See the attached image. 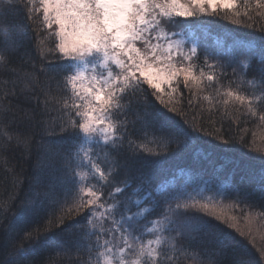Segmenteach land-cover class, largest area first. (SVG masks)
Returning <instances> with one entry per match:
<instances>
[{
    "label": "snow or ice",
    "instance_id": "snow-or-ice-1",
    "mask_svg": "<svg viewBox=\"0 0 264 264\" xmlns=\"http://www.w3.org/2000/svg\"><path fill=\"white\" fill-rule=\"evenodd\" d=\"M237 2L0 0V67L10 73L0 99V150L15 145L30 154L34 147L40 185L12 220L8 213L15 205L6 206L0 231L17 233L30 214L67 206L50 223L54 235L58 229L70 240L67 248L61 240L60 251L76 253L74 264H238L226 256L239 241L222 225L241 236L251 232L247 191L235 188L234 204L223 205L211 197L197 199L181 189L154 186L150 166L162 162V153L141 143L152 134L157 145L188 149L195 142L193 133L204 124L198 128L189 122L187 109L198 107L193 100L204 91L211 94L203 99L215 100L217 112L224 108L216 133L224 145L235 142L223 129L224 119L243 113L264 122V42L249 46L251 59L241 61L226 56L220 41L210 45L206 31L202 38L198 30L193 32L196 25L184 23L223 14L264 33L257 20L264 17V11H257L264 10V0H255V9L243 0V13ZM52 37L54 47L48 45ZM29 41H38L40 56L47 61L39 72L58 82L59 96L13 67V55ZM182 90L187 96L177 95ZM51 111L54 117L40 118ZM168 113L182 116L183 123ZM19 125H34L39 141L35 133L16 131ZM242 142L247 146V140ZM260 159L259 171L249 169L245 178L264 191V154ZM208 160L218 171L215 161ZM162 205V213L145 227L143 221ZM233 207L240 210L245 227L230 214ZM46 235L38 232L25 239L42 243ZM9 243L12 253L22 252L14 239ZM25 256L13 264H34Z\"/></svg>",
    "mask_w": 264,
    "mask_h": 264
},
{
    "label": "trees",
    "instance_id": "trees-1",
    "mask_svg": "<svg viewBox=\"0 0 264 264\" xmlns=\"http://www.w3.org/2000/svg\"><path fill=\"white\" fill-rule=\"evenodd\" d=\"M250 4L255 9V0H250ZM237 7L243 13V0H238ZM235 19L239 18L234 16L231 19L223 18V14H221L201 16L199 19L193 18L184 23L196 25L197 27L193 29V32L198 30V34L202 38H204L206 31L208 33L206 39L210 45L216 46V41H220L226 56L235 55L238 60H250L248 47L258 48L260 43L264 42V33L255 28L249 29L238 25L233 22ZM257 20L258 25L264 24V17H257ZM55 39L52 37L48 40L50 47L55 46ZM37 45L38 41L27 42L13 55L12 65L21 74H31L33 79H38L44 91L59 96L60 85L58 82L39 72L40 67L47 61L40 56ZM9 75L8 70L0 67V99L3 97L5 82ZM223 84L224 88L229 86L227 80ZM180 94L187 96L188 93L186 90H182L177 95ZM210 94L208 91L200 93L199 99L193 100L194 106L198 105V107L187 109L189 122L194 121L198 128L201 123L204 124L199 132L193 133L195 142L188 149L173 145L172 149L169 150L164 144L157 145L154 143L153 140L158 139V137H154L152 134L141 141L145 148L150 151L162 153V162L150 166L153 185H164L168 189H181L186 195H191L197 199L201 196L204 198L211 197L223 205L234 204L235 188L247 191L250 196L249 204L251 207H246V211L252 217L251 232L241 236L236 229L222 225L239 241L228 251L226 259L236 261L238 264H264V257L261 256V250L264 249V217L261 216V213H264V191L258 184L250 183L245 178V173L249 169L255 171L260 169V157L264 154V122L259 121L257 117H250L243 113H236L230 120L224 119L223 129L228 131V138L235 141L224 145L220 139L216 138V133L221 130V124L218 121H221L224 108L220 106L219 112H217L215 100L209 102L203 99L204 96ZM43 101L44 96L41 95V106ZM156 106L163 109V105H160L158 101H156ZM30 107H36L35 99ZM213 113L216 115L209 121L207 117ZM55 115L56 113L51 111L40 118L47 121ZM168 115L174 117L176 122L183 123L182 116H177L175 113H168ZM229 125H231L230 131ZM16 131L25 134L35 133L34 139L36 141L40 139V132L34 125H19L16 127ZM243 140H247V146L243 144ZM3 142V137H0V145H3ZM209 156L215 161V169L218 171H214L209 164ZM150 159L154 158L150 157ZM36 160L37 153L34 147L30 154L15 145L6 151L0 150V223H3V213L6 211V206L15 205L12 212L8 213V219L12 220L14 216L24 211L27 201L40 190V185L36 179ZM198 174L202 175L203 178H197ZM145 206L150 207L151 205ZM162 210L163 205L156 208L148 216V220L143 221L144 226H150L148 221L158 218ZM66 211L67 206L45 208L38 214H30L17 233L0 231V264H13L18 256L25 255V258L31 259L34 264H45V262L47 264H74L76 253L60 251L61 240H64L63 246L65 248L70 247V240L67 237H62L58 229L54 235L50 223L51 220L59 218ZM230 214L237 216L239 225L245 227L246 221L241 217L239 209L231 208ZM82 219V216L75 217L77 221L82 222ZM209 219L217 224L222 223L215 221L212 217ZM245 231L247 232V228ZM38 232L47 233L44 237L45 241L34 244L28 243L25 238L29 234L36 235ZM13 239L15 243L21 245L20 250L22 252L18 255L11 251L9 241Z\"/></svg>",
    "mask_w": 264,
    "mask_h": 264
}]
</instances>
